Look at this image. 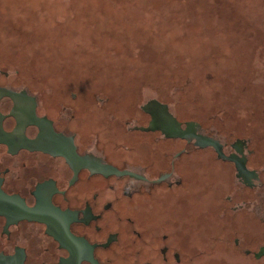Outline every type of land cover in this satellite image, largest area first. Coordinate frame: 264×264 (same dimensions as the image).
I'll list each match as a JSON object with an SVG mask.
<instances>
[{
	"label": "rangeland",
	"instance_id": "1",
	"mask_svg": "<svg viewBox=\"0 0 264 264\" xmlns=\"http://www.w3.org/2000/svg\"><path fill=\"white\" fill-rule=\"evenodd\" d=\"M0 81L81 115L101 153L194 145L140 131L152 100L217 142L257 137L264 0H0Z\"/></svg>",
	"mask_w": 264,
	"mask_h": 264
},
{
	"label": "flooded vegetation",
	"instance_id": "2",
	"mask_svg": "<svg viewBox=\"0 0 264 264\" xmlns=\"http://www.w3.org/2000/svg\"><path fill=\"white\" fill-rule=\"evenodd\" d=\"M58 112L0 81V264H196L175 219L151 214L172 209L183 152L166 171L155 161L133 166L124 155L85 148L81 115ZM238 249L264 264V246Z\"/></svg>",
	"mask_w": 264,
	"mask_h": 264
},
{
	"label": "water",
	"instance_id": "3",
	"mask_svg": "<svg viewBox=\"0 0 264 264\" xmlns=\"http://www.w3.org/2000/svg\"><path fill=\"white\" fill-rule=\"evenodd\" d=\"M142 109L152 121L141 130L155 129L166 138L195 141L192 146L124 155L133 166L155 161L166 171L171 157L183 152L176 162L183 186L172 209L151 214L165 221L175 219L179 243L195 247L196 264H223V260L227 264H252L251 257L233 248L240 245L255 250L264 246V131L257 137L217 142L197 133L194 123L183 128L164 104L152 100ZM222 156L223 161L218 158ZM229 161L235 163L236 170Z\"/></svg>",
	"mask_w": 264,
	"mask_h": 264
},
{
	"label": "bare ground",
	"instance_id": "4",
	"mask_svg": "<svg viewBox=\"0 0 264 264\" xmlns=\"http://www.w3.org/2000/svg\"><path fill=\"white\" fill-rule=\"evenodd\" d=\"M164 126H166V127H167L168 125L164 123Z\"/></svg>",
	"mask_w": 264,
	"mask_h": 264
}]
</instances>
